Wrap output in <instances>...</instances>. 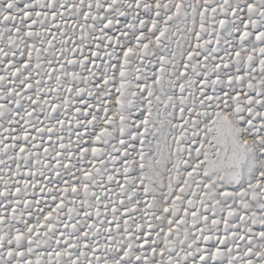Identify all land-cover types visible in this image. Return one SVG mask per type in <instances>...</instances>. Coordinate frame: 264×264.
<instances>
[{"label": "snow or ice", "instance_id": "obj_1", "mask_svg": "<svg viewBox=\"0 0 264 264\" xmlns=\"http://www.w3.org/2000/svg\"><path fill=\"white\" fill-rule=\"evenodd\" d=\"M0 264H264V0H0Z\"/></svg>", "mask_w": 264, "mask_h": 264}]
</instances>
